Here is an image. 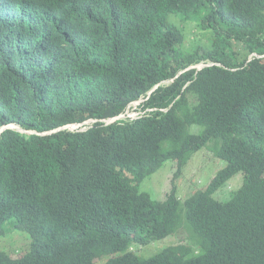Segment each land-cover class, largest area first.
<instances>
[{
  "label": "trees",
  "instance_id": "trees-1",
  "mask_svg": "<svg viewBox=\"0 0 264 264\" xmlns=\"http://www.w3.org/2000/svg\"><path fill=\"white\" fill-rule=\"evenodd\" d=\"M66 4L0 0L3 25L33 51L38 27L54 34ZM113 19L93 22L70 57L27 62L19 77L13 45L0 47V125L49 132L115 117L163 82L143 107L169 109L87 132L2 134L0 245L21 232L32 244L0 252V264H264V58L249 60L264 55V0H130ZM214 140L226 166L184 206L174 193L158 201L141 190L169 161L180 177ZM239 173L242 185L219 199ZM181 207V242L192 240L198 255L182 244L136 253L177 233Z\"/></svg>",
  "mask_w": 264,
  "mask_h": 264
},
{
  "label": "clouds",
  "instance_id": "clouds-1",
  "mask_svg": "<svg viewBox=\"0 0 264 264\" xmlns=\"http://www.w3.org/2000/svg\"><path fill=\"white\" fill-rule=\"evenodd\" d=\"M129 1L130 0H95L93 1L91 6H89L88 8H84L80 6L76 0H67V4L59 9L63 12V14L58 20L59 26L54 34H49L47 36L39 35L38 33L40 32V28L38 27L34 35L36 49L33 51L23 50L17 46L14 36L3 25L7 17V12L0 7V35L3 36L2 41H0V47L4 45L7 46L8 45L7 43L12 44L13 47L11 51L14 55V59L18 62V66L16 67L15 70H13L12 74L19 77L23 72V70L26 68L27 62H33L36 68L38 66H49L54 63H57L64 57H70L72 53L70 51L69 46L72 43L77 44L80 41V36L82 34H88L89 31L91 30V26L93 22L105 21V22L113 23L114 22L113 18L115 17V14L120 10H123V8H126V6L129 5ZM128 58H129V62H134L132 51L129 53ZM253 58L261 59L264 58V55L261 56V55L253 54L249 60H252ZM2 64H3V58L0 55V74L1 72H3ZM206 66L208 65L200 64L191 68L200 71L202 69H205ZM161 85H164V82L156 86L149 93V96L155 89H157ZM149 96H147L146 98L142 97L141 99L131 102L123 113L115 117H109L103 119L92 118V119H87L82 123L64 124L60 128L49 132H38L36 130H28L23 128L18 123L3 124L0 125V136L4 134L6 131L7 132L15 131L20 134H36L39 136H46L60 131L76 132V133L87 132L88 130L93 129V127L97 122H103L106 126H110L115 123L121 124V122H125V123L133 122L143 117H154L158 112H162V113L169 112L168 108H144L143 106L145 102L149 99ZM219 146L221 147V144H219ZM203 148H201L200 151ZM216 148H217V144H215V146H210V148H208L207 150L212 151L214 153ZM198 152L199 151L191 155L190 161L196 156L195 154H197ZM214 158H216L219 161H223L222 159L215 156V153H214ZM158 170H156V172ZM176 171H177V165H176ZM175 173L173 175L174 179L171 180L172 190L170 194L167 195L166 199L168 198V196L174 193L177 199L181 202L182 206H184L185 202L182 203V201L177 196V185L175 182V179L176 178L179 179L181 176L176 177ZM173 188H176V190H174ZM180 211L182 212L185 211V208L181 207L179 209V212ZM182 232L184 233L183 230L179 231V233ZM21 233L22 234H18L8 238L3 245H0V252H4V250L9 252L12 248H14L16 249V254H21L23 251L28 250V244H32V240L28 237V234L24 232ZM179 233L175 235V238ZM174 240L175 239L173 238V241ZM181 244L190 247L191 250H193L194 252L193 256L198 255L199 249L198 248L195 249L193 247L196 245L192 240H190L189 242L179 241L178 243H175V245H181ZM138 248H140V246H138Z\"/></svg>",
  "mask_w": 264,
  "mask_h": 264
},
{
  "label": "rangeland",
  "instance_id": "rangeland-1",
  "mask_svg": "<svg viewBox=\"0 0 264 264\" xmlns=\"http://www.w3.org/2000/svg\"><path fill=\"white\" fill-rule=\"evenodd\" d=\"M192 38L193 37H191L189 40ZM194 48L195 47H188L187 50L190 51ZM197 128L199 127H189V132L196 134L195 131H199ZM200 128L202 131L203 128ZM216 143H218L217 140L212 141L205 148L195 154L196 156L185 166L181 177L179 179H175L177 185V196L182 201V203H184L195 193L206 189L212 178L226 166V162L219 161L214 158V153L216 154L218 147L215 149L214 153L207 150L210 148V146H215ZM175 171V162L169 161L165 163L156 173L144 180L141 185V190L149 193L154 199L158 201H164L172 190L171 180L174 179L173 175ZM234 181L237 183L233 184ZM242 182H244V176L242 173H239L227 183L223 190L217 193V197L222 201L228 200L229 194L238 190V188L242 185ZM179 215L181 219V225L177 233H179V231L184 225H186L187 222L185 212L180 211ZM190 230L192 231L191 228ZM177 233L163 240L154 242L153 244L149 245V247L137 248L135 249V252L139 253V255L145 259L152 257L165 248L175 246V243H178L179 241L181 242L182 236L184 237L188 235V232L184 231V233H179L175 238ZM173 238L175 239L174 241ZM193 247L195 249L199 248L197 246Z\"/></svg>",
  "mask_w": 264,
  "mask_h": 264
}]
</instances>
